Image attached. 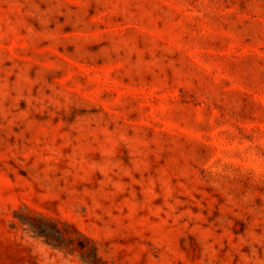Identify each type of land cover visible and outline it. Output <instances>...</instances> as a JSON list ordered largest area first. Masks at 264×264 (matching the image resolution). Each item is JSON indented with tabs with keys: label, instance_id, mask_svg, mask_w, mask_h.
Wrapping results in <instances>:
<instances>
[{
	"label": "rangeland",
	"instance_id": "obj_1",
	"mask_svg": "<svg viewBox=\"0 0 264 264\" xmlns=\"http://www.w3.org/2000/svg\"><path fill=\"white\" fill-rule=\"evenodd\" d=\"M0 264H264V0H0Z\"/></svg>",
	"mask_w": 264,
	"mask_h": 264
}]
</instances>
